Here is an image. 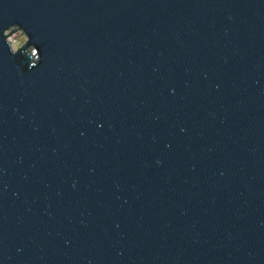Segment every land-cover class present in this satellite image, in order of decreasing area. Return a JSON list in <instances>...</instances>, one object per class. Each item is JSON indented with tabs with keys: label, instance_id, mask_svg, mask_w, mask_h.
<instances>
[{
	"label": "water",
	"instance_id": "1",
	"mask_svg": "<svg viewBox=\"0 0 264 264\" xmlns=\"http://www.w3.org/2000/svg\"><path fill=\"white\" fill-rule=\"evenodd\" d=\"M0 264H264V0H0Z\"/></svg>",
	"mask_w": 264,
	"mask_h": 264
},
{
	"label": "clouds",
	"instance_id": "2",
	"mask_svg": "<svg viewBox=\"0 0 264 264\" xmlns=\"http://www.w3.org/2000/svg\"><path fill=\"white\" fill-rule=\"evenodd\" d=\"M14 30L16 35H9ZM4 34L8 37L6 44H10V54L19 57L18 63L21 64L22 70L30 72L34 68L39 67L42 62V54L39 47L32 42L30 35L19 24H13L4 30ZM31 57L30 61L28 58Z\"/></svg>",
	"mask_w": 264,
	"mask_h": 264
},
{
	"label": "rangeland",
	"instance_id": "3",
	"mask_svg": "<svg viewBox=\"0 0 264 264\" xmlns=\"http://www.w3.org/2000/svg\"><path fill=\"white\" fill-rule=\"evenodd\" d=\"M11 35H16V32L12 33Z\"/></svg>",
	"mask_w": 264,
	"mask_h": 264
}]
</instances>
